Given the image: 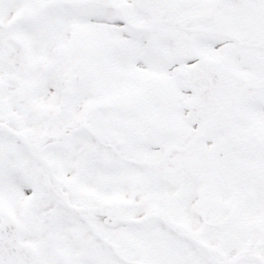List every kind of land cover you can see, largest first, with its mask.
Instances as JSON below:
<instances>
[{
    "label": "snow or ice",
    "instance_id": "obj_1",
    "mask_svg": "<svg viewBox=\"0 0 264 264\" xmlns=\"http://www.w3.org/2000/svg\"><path fill=\"white\" fill-rule=\"evenodd\" d=\"M0 264H264V0H0Z\"/></svg>",
    "mask_w": 264,
    "mask_h": 264
}]
</instances>
